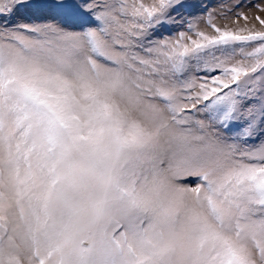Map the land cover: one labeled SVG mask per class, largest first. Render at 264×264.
Instances as JSON below:
<instances>
[{
	"label": "snow or ice",
	"instance_id": "6c2138e0",
	"mask_svg": "<svg viewBox=\"0 0 264 264\" xmlns=\"http://www.w3.org/2000/svg\"><path fill=\"white\" fill-rule=\"evenodd\" d=\"M0 264H264V0H0Z\"/></svg>",
	"mask_w": 264,
	"mask_h": 264
}]
</instances>
